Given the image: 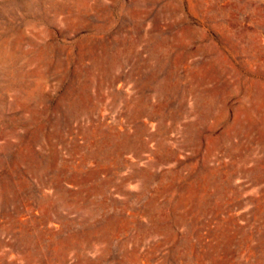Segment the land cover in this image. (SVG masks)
<instances>
[{"label":"rangeland","instance_id":"1","mask_svg":"<svg viewBox=\"0 0 264 264\" xmlns=\"http://www.w3.org/2000/svg\"><path fill=\"white\" fill-rule=\"evenodd\" d=\"M0 264H264V0H0Z\"/></svg>","mask_w":264,"mask_h":264}]
</instances>
